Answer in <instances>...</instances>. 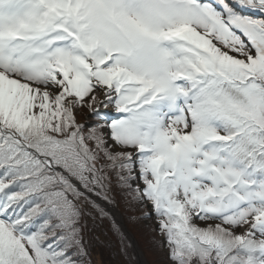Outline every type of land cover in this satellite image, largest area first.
I'll use <instances>...</instances> for the list:
<instances>
[{"label":"snow or ice","instance_id":"obj_1","mask_svg":"<svg viewBox=\"0 0 264 264\" xmlns=\"http://www.w3.org/2000/svg\"><path fill=\"white\" fill-rule=\"evenodd\" d=\"M117 205L264 264V0H0V264L126 254Z\"/></svg>","mask_w":264,"mask_h":264},{"label":"trees","instance_id":"obj_2","mask_svg":"<svg viewBox=\"0 0 264 264\" xmlns=\"http://www.w3.org/2000/svg\"><path fill=\"white\" fill-rule=\"evenodd\" d=\"M116 208L122 214L124 222L135 236L140 248L143 249V245H145L144 241L149 237L148 240L150 243L147 245H152L155 251L149 248L144 250V257H147L145 259H148L149 256L152 263L157 261L158 264H164V251L161 238L158 233L154 231L153 221L140 218L139 213H130L123 205H117ZM133 216H136L137 218L133 219ZM96 235L98 240H96L93 249L94 260L101 261L102 264H136V258L131 248V242L126 236L125 242L128 247L126 249V254H121L117 237L108 230L106 225L101 226ZM147 263L151 264L150 262Z\"/></svg>","mask_w":264,"mask_h":264},{"label":"water","instance_id":"obj_3","mask_svg":"<svg viewBox=\"0 0 264 264\" xmlns=\"http://www.w3.org/2000/svg\"><path fill=\"white\" fill-rule=\"evenodd\" d=\"M114 212H115V217H116L117 221L121 225V228H122L124 235L131 242V248H132V251H133L135 258H136V264H148L145 257H144L143 251L141 250V248L139 247V245L137 243L135 236L129 230L126 223L124 222L122 214L120 213V211L116 207L114 209Z\"/></svg>","mask_w":264,"mask_h":264},{"label":"rangeland","instance_id":"obj_4","mask_svg":"<svg viewBox=\"0 0 264 264\" xmlns=\"http://www.w3.org/2000/svg\"><path fill=\"white\" fill-rule=\"evenodd\" d=\"M148 238L149 237H147L146 239H145V241H144V244L145 245H143V249H142V251H143V253H144V250H146V249H151V250H153V251H155V249H154V247L152 246V245H147V244H149L150 242H149V240H148ZM145 255V254H144ZM148 255V254H147ZM145 258H147L146 256H145ZM147 260V262H150L151 264H158L157 263V261H154L153 263L150 261V258H149V256H148V259H146Z\"/></svg>","mask_w":264,"mask_h":264}]
</instances>
